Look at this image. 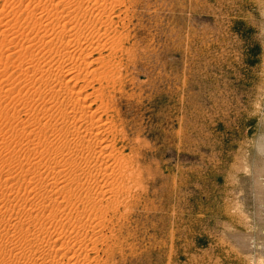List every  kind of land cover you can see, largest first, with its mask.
Masks as SVG:
<instances>
[{
    "label": "rangeland",
    "instance_id": "374dc122",
    "mask_svg": "<svg viewBox=\"0 0 264 264\" xmlns=\"http://www.w3.org/2000/svg\"><path fill=\"white\" fill-rule=\"evenodd\" d=\"M50 1L58 0H0V194L18 193L14 201L0 195V212L32 216L36 226L47 223L50 208L22 207L41 203L54 186L40 188L25 160H41L42 179L54 165L42 146L28 151L25 144L34 131L44 135L41 142L54 138L59 105L33 87L48 78L33 66L60 65L52 50L71 52L57 43L67 37L57 29L52 50L26 44L43 34L39 23L62 17L60 9L42 10ZM130 1L123 0L131 9L129 49L118 57L126 80L118 74L103 101L123 138L119 149L140 167L141 184L120 220L111 264H264V0ZM123 5L117 11L124 14ZM2 225L0 264H7V250L14 242L21 247L27 227ZM95 256L102 259L103 251Z\"/></svg>",
    "mask_w": 264,
    "mask_h": 264
},
{
    "label": "bare ground",
    "instance_id": "6f19581e",
    "mask_svg": "<svg viewBox=\"0 0 264 264\" xmlns=\"http://www.w3.org/2000/svg\"><path fill=\"white\" fill-rule=\"evenodd\" d=\"M72 1H50L47 8L45 6L42 10L49 13L51 10L60 9L62 17L57 19V23L48 21L39 23L38 27L42 29L43 34L39 35L40 37L37 36V39L32 38L31 41L25 38L26 44L34 42L43 49L49 45L51 48L56 41L55 30L57 29L65 32L67 36L66 40L62 39L57 43L70 49L71 52L64 53L51 48L57 56L61 57L62 63L50 66L46 70L37 63L33 66L35 71L45 73L48 77L33 80V87H37V91H40L42 96H48V100H53L59 107L57 108L58 121L51 122L53 127L50 131L52 130L54 138L51 141L44 139L41 142L39 137L41 131L37 133L34 131L33 139L25 144L28 151L39 145L42 146L41 153L46 152L54 167L49 168L50 172L45 178H37L41 160L27 158L26 164L34 170L29 169L26 173L35 178V180L30 178V181L34 180L40 188L46 184H52L54 189L43 193L41 203L22 207H29L30 212L33 213L41 205L44 210L50 208L47 223L36 226L35 221L38 219L32 216L24 217L25 220L24 218L22 220L16 215V217H6L0 212V226L5 222L7 228L9 225L13 232L27 227V231L22 234L19 242L21 247L17 248L18 245L14 242L7 250L12 260L7 264H30L29 262L32 264H92L94 262L95 264H111L119 247V237L121 238L122 222L120 220L125 219L127 213L131 212L132 203L135 202L133 200L136 194L139 195L137 192L134 193V189L141 184L138 183L140 167L123 154V149H119L118 143L123 142V138L122 140L119 138L118 124L116 126L111 113L108 112L111 108L108 109L103 101V98L108 95L111 99L109 89L116 85L120 75L118 70L120 66L122 67L120 57H123L122 54L129 49L126 47L130 39L127 13L131 9L125 6L128 2L123 0H100V2L75 0L78 2L80 12L74 14V1ZM132 1L130 3H135ZM120 5L125 6L123 12L127 14L126 17H123L125 13H121V9L117 11ZM60 19H62L61 22H59ZM33 23L38 22L35 20ZM103 52H106V55ZM35 56L31 55L32 58ZM83 63L84 68L81 67ZM122 69L124 70V67ZM123 76L127 77L126 74ZM122 79L126 80L123 77ZM120 83L121 81H118L117 85ZM70 84L72 88H69ZM106 88H108V95L104 93ZM73 89L75 91H72ZM73 94L81 97L74 98ZM111 104L109 105L113 106ZM24 125L21 127L23 131H25ZM26 130L31 132L28 126ZM67 172H71L72 175L67 177ZM4 186H7V180ZM1 196H5L6 201H14L18 198V193ZM104 203L107 205L103 206ZM61 204L64 207L60 206ZM55 205L57 208L54 207ZM82 205L86 207L79 212ZM70 209L76 212L70 213ZM11 217H14L12 221ZM43 235H48L49 238ZM100 250L104 254L102 259L95 256ZM48 253L53 255H47ZM93 254L95 257L91 258Z\"/></svg>",
    "mask_w": 264,
    "mask_h": 264
}]
</instances>
